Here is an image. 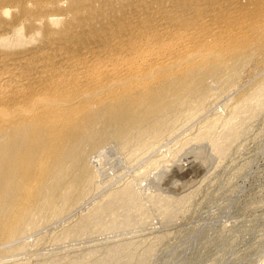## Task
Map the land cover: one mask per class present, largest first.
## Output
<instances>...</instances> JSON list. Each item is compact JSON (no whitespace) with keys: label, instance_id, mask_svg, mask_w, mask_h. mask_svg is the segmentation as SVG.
I'll list each match as a JSON object with an SVG mask.
<instances>
[{"label":"bare ground","instance_id":"bare-ground-1","mask_svg":"<svg viewBox=\"0 0 264 264\" xmlns=\"http://www.w3.org/2000/svg\"><path fill=\"white\" fill-rule=\"evenodd\" d=\"M166 1L191 0H0V257L89 194L95 178L88 165L91 151L114 141L136 160L210 97L231 89L257 52L264 62V42L256 51L255 42L242 49L221 45L227 51L220 55L204 49L199 32L160 34L150 23L156 13L175 27L207 17L170 18L163 10ZM263 94V80L241 93L225 143L235 134L233 119L263 105ZM207 126L198 138L208 137ZM214 150L225 149L215 143ZM115 192L94 204L74 229L100 227L102 217L114 218L119 208H139L129 186ZM187 197H162V213L168 215ZM116 246L98 264H144L150 254L145 250L135 257L130 245Z\"/></svg>","mask_w":264,"mask_h":264},{"label":"rangeland","instance_id":"rangeland-1","mask_svg":"<svg viewBox=\"0 0 264 264\" xmlns=\"http://www.w3.org/2000/svg\"><path fill=\"white\" fill-rule=\"evenodd\" d=\"M183 4L166 1L163 10L179 20L207 17L177 28L171 22L164 23L166 20L157 17L161 13H156L157 20L152 16L155 22L151 20V25L164 36L167 31L183 29L199 32L204 49H216L220 55L227 51L221 45L242 49L255 42L256 51L264 42L260 40L264 37V0H191ZM206 26L220 28L219 33H207ZM261 55L257 52L255 60L241 68L231 89L210 97L195 115L171 128L136 160L128 158L114 141L91 151L88 165L95 178L89 194L58 219L12 243L14 248H10L14 250L1 256L0 264H62L74 260L98 264L116 245H130L135 257L148 250L144 264H260L264 259V103L254 106L252 112L238 113L233 119L236 135L226 143L225 138L236 100L253 84L264 81ZM212 88L218 90L216 85ZM262 97L264 100V94ZM207 125L211 127L208 137L198 138L209 128ZM215 143L222 144L223 153L215 152ZM126 186L137 198L138 209L128 208L126 212L127 208H119L114 218L102 217L101 228L90 225L82 232L74 229L82 215ZM185 193V203L172 206L166 217L159 199H174ZM125 212L128 226L123 223ZM69 231L68 237L64 233Z\"/></svg>","mask_w":264,"mask_h":264}]
</instances>
